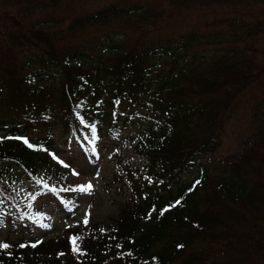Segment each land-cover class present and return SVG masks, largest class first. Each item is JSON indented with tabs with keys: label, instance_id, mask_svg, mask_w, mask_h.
I'll return each mask as SVG.
<instances>
[{
	"label": "trees",
	"instance_id": "1",
	"mask_svg": "<svg viewBox=\"0 0 264 264\" xmlns=\"http://www.w3.org/2000/svg\"><path fill=\"white\" fill-rule=\"evenodd\" d=\"M124 1L0 0V129L34 139L31 148L0 141V222L13 232L26 225L18 177L46 163L41 142L55 131L84 138L101 125L109 136L135 126L144 161L140 176L120 166L134 196L113 227L70 231L76 250L68 238L6 241L0 264H264V0ZM172 15L199 21L147 46L112 42L107 53L65 42L97 24ZM240 111L252 131L209 175L198 160Z\"/></svg>",
	"mask_w": 264,
	"mask_h": 264
},
{
	"label": "rangeland",
	"instance_id": "2",
	"mask_svg": "<svg viewBox=\"0 0 264 264\" xmlns=\"http://www.w3.org/2000/svg\"><path fill=\"white\" fill-rule=\"evenodd\" d=\"M113 0H97L95 5L102 6ZM156 3L158 0H150ZM164 1L160 0V4ZM133 4L132 0H125L122 5ZM170 7V6H169ZM173 8H169L168 10ZM179 17L188 18L185 20L176 19L175 15L168 18L159 17L157 21L150 20L147 24L134 27L126 19L116 20L114 25L102 24L98 28H86L75 34H67L66 43L80 46L85 45L89 50L88 43L94 42L100 50H107L114 46L111 41L123 43L122 47L147 46L155 41H162L176 37L178 34L193 27L199 18H189L187 15ZM63 32L66 31L63 26ZM197 95L194 101L197 102ZM250 113L246 111L234 112L227 123L225 131L220 134L221 147L212 155L207 156L203 162L207 163L211 175H216L215 165L221 169L222 164L228 157L238 156L242 144L251 133ZM0 136H3L0 132ZM134 137L131 129H126L117 137L104 138L90 135L84 140L62 137L61 132L55 131L53 143L46 145V150L55 151L53 161L44 165L42 172L35 181H28L20 178L18 185L24 199L34 206H39L42 196L45 200L54 199L53 205H48L44 211L33 215L29 223L33 226V232L22 234L10 233L0 224V242L9 241L21 242L29 239L47 241L58 238L64 228L83 227L90 224H103L110 226L116 219L118 209L123 202L129 200L131 193L126 187L119 190V184L113 181L114 176L119 178L117 170V159L123 162H130L137 169H141V159L135 156L132 149ZM47 154V153H46ZM51 154V153H50ZM5 162H0L2 166ZM60 164L64 169L60 170L58 179L60 185L55 186L52 180L54 165ZM197 169V168H196ZM194 177L190 173L184 177L189 181ZM93 186L91 193L78 191L80 185ZM38 193V195H36ZM43 199V200H44ZM87 219V224L84 223Z\"/></svg>",
	"mask_w": 264,
	"mask_h": 264
},
{
	"label": "snow or ice",
	"instance_id": "3",
	"mask_svg": "<svg viewBox=\"0 0 264 264\" xmlns=\"http://www.w3.org/2000/svg\"><path fill=\"white\" fill-rule=\"evenodd\" d=\"M92 188H93V186H92L91 184H88V185H80L79 188H78L77 190L80 191V192H82V193H91ZM84 223L87 224V219H85ZM76 239H77V238H75V237L72 238V243H73V245H74V250H76V249H75V241H76ZM33 246H35V245H33ZM0 247L7 248V247H9V246L6 245V244H4V245H0ZM22 247H23V245H22Z\"/></svg>",
	"mask_w": 264,
	"mask_h": 264
}]
</instances>
